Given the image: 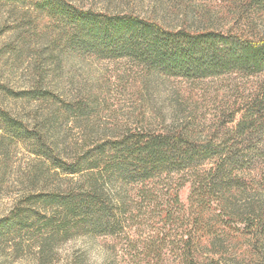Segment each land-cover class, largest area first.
<instances>
[{"label": "trees", "instance_id": "obj_1", "mask_svg": "<svg viewBox=\"0 0 264 264\" xmlns=\"http://www.w3.org/2000/svg\"><path fill=\"white\" fill-rule=\"evenodd\" d=\"M10 1L44 13L63 27L72 48L90 56L129 59L188 81L230 74L258 80L227 104L205 135L191 121L159 131L127 130L89 144L72 162L55 159L37 130L0 109L2 129L22 142L31 140L32 150L63 174L83 178L66 191L27 196L26 206L16 205L1 227L45 228L64 237L111 235L129 221L156 219L164 229L180 231L171 244L180 246L184 264H197L201 248L264 238V0H226L234 21L228 30L173 29L67 0ZM21 94L36 100L53 96L41 89ZM188 183L186 206L180 191ZM169 236L149 242L152 255L161 254Z\"/></svg>", "mask_w": 264, "mask_h": 264}, {"label": "rangeland", "instance_id": "obj_2", "mask_svg": "<svg viewBox=\"0 0 264 264\" xmlns=\"http://www.w3.org/2000/svg\"><path fill=\"white\" fill-rule=\"evenodd\" d=\"M67 1L95 12L135 14L173 29L228 30L234 22L226 0ZM68 38L60 24L33 6L0 0V109L37 130L58 160L72 162L89 144L127 130L159 131L191 121L205 135L227 104L258 80L235 74L198 81L168 77L129 59L76 51ZM36 89L52 93V99L21 94ZM30 144L0 126V222L6 225L16 205L26 206L27 196L66 191L83 180L55 169ZM189 192L188 183L180 191L186 206ZM128 223L111 235L69 237L45 228L0 226V264H184L180 246L171 244L180 239L178 229H164L156 219ZM166 234L161 254L152 255L149 242ZM197 264H264V238L201 248Z\"/></svg>", "mask_w": 264, "mask_h": 264}]
</instances>
